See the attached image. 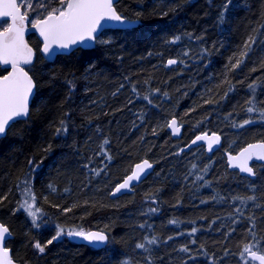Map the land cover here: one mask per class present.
Masks as SVG:
<instances>
[{
	"label": "trees",
	"instance_id": "obj_1",
	"mask_svg": "<svg viewBox=\"0 0 264 264\" xmlns=\"http://www.w3.org/2000/svg\"><path fill=\"white\" fill-rule=\"evenodd\" d=\"M224 2L118 0L117 12L136 27L105 30L91 48L53 61L28 35L34 55L25 68L36 84L30 114L0 137V221L11 232L6 246L14 261L245 264L246 244L264 254V163H252L250 178L229 169L225 157L264 142V0H231L221 20ZM249 106L256 111L247 112ZM172 117L183 127L178 139L166 129ZM62 120L67 130L57 134ZM244 120L252 122L240 127ZM212 131L222 138L215 152L203 145L182 150L195 134ZM144 158L154 162L151 173L111 198ZM25 201L40 209V227L21 207ZM58 226L62 233L100 229L109 240L101 249L66 235L48 244ZM37 242L47 245L43 253ZM185 246L189 251H180Z\"/></svg>",
	"mask_w": 264,
	"mask_h": 264
},
{
	"label": "snow or ice",
	"instance_id": "obj_2",
	"mask_svg": "<svg viewBox=\"0 0 264 264\" xmlns=\"http://www.w3.org/2000/svg\"><path fill=\"white\" fill-rule=\"evenodd\" d=\"M231 0H225L222 5V11L220 13V19L223 20L226 12L230 6ZM21 8L24 11H21ZM42 10V11H40ZM37 12L38 15L35 19H30V13ZM139 15V14H137ZM10 18L11 23L7 19ZM107 21H113L120 25H134L137 21L127 20L123 15L117 12L115 8V0H37L36 3L33 0H0V66H11V71L4 68L7 72L6 75H0V137L6 135L7 129L11 127L13 123H16L21 118H27L30 114V98L35 95L34 89L36 84L33 77L29 74V70H26L24 65H32L33 63V49L28 46L24 40L25 23H30L32 28H35L41 37H43V48L41 51L46 57H51L55 54L57 49L67 50L72 46L80 45L83 47H90V42L97 40V33L101 28L107 25ZM105 22V23H102ZM4 25H7L6 27ZM180 37H175L172 43L179 40ZM249 41L255 42L253 37H249ZM102 43H108V41H101ZM252 43L246 42L245 49H250ZM248 52L241 53L240 58L231 65L233 69L237 68L243 63V58L247 56ZM187 55V53H185ZM178 63L177 60L169 59L168 65ZM255 70V69H254ZM255 83V82H254ZM123 87V85L121 86ZM249 88L255 92L253 84L249 85ZM135 91V89H133ZM158 91V90H157ZM145 100L148 97H144ZM251 105L252 101H248ZM256 111L253 106L247 108V112L252 113ZM261 116L264 117V110H261ZM250 120H244L243 124L239 125L243 127L246 124L251 123ZM62 127L56 129V133L60 134L62 131H66L64 121H61ZM173 131V134L179 133L180 129L177 127V121L173 119L169 124ZM208 140V150L211 151L214 144H217L220 137L213 134L209 137L207 134L198 135L192 144H196L198 141ZM108 141L105 140L104 144ZM103 148V146H101ZM258 150V151H253ZM107 156V153H105ZM253 155L257 159L264 160V143L255 145H248L244 148L239 156L229 155V166H238L242 172L254 174L253 169L248 166V161L252 159ZM111 159V157H108ZM236 162V163H234ZM30 165L35 164L34 160H29ZM195 167V165H193ZM152 164L148 160H144L142 163L136 164L130 175L126 176L122 183H119L113 190V195L120 193L123 189H130L133 181H139L142 178V174H145L147 169H151ZM99 175V171L96 172ZM199 179H202L200 177ZM51 187V186H50ZM25 195H31V190L27 189ZM2 199V198H0ZM35 200V197L32 196ZM233 199H240L234 197ZM246 199L252 200L254 197H247ZM155 202V201H153ZM243 203V199H241ZM22 208L32 217L33 227H40L37 223V213L40 212L39 208L33 211V205L28 204L27 201L21 205ZM64 211H70L65 209ZM151 212H156V208L150 209ZM170 223H177V221H170ZM144 227V225H141ZM192 233L197 231L196 228H192ZM63 230L59 228L56 235L52 237L47 243L51 244L54 240H57L62 235ZM11 235L10 230L4 225L0 224V264H12L9 258V250L4 246L5 240ZM67 235L69 237H81L91 245L101 246L108 243V236L103 231L85 232L81 230H70ZM146 243L151 245L156 243L155 239H148ZM171 239V237L169 238ZM195 243V241H193ZM259 243V242H257ZM47 245H41L37 242L34 247L38 249L40 253L45 251ZM137 248L145 249L144 243H138ZM264 247V246H262ZM255 244H246L241 253L243 258L245 253L248 254L250 259L245 260V264H253L258 261L259 264H264V254H258ZM180 251L187 252L189 249L185 246ZM127 264V262H125Z\"/></svg>",
	"mask_w": 264,
	"mask_h": 264
},
{
	"label": "water",
	"instance_id": "obj_3",
	"mask_svg": "<svg viewBox=\"0 0 264 264\" xmlns=\"http://www.w3.org/2000/svg\"><path fill=\"white\" fill-rule=\"evenodd\" d=\"M117 2H118V0H115V4H116ZM21 11H22V10H21ZM22 12H23V11H22ZM125 18H126V17H125ZM5 19H7L9 23H11V19H10V18H5ZM126 19H127V20H131V21H136V20L129 19V18H126ZM102 23H105V22H102ZM106 23H107L108 26H106V27H104V28H101V29L99 30V32L97 33V37H99L100 34H101L103 31H105V30H113V29H131V28H134V27L137 26V23L134 24V25H131V26H129V25H120V24H117L116 22H113V21H107ZM24 27H25V34H24V40H25V42L28 44L29 47H31V46L29 45V43H28L27 37H28V35H30L31 33L35 34V35L37 36V38L39 39L40 43H41V46H40L39 52H40V54H41V55H42L47 61H53V60L55 59V57H56L57 55H59V54H69L70 52H72V51H73L74 49H76L77 47H81V48H85V49H86V48H91V47L95 44V42H90V47H83V46H80V45H75V46H72L70 49H67V50H60V49H57L56 52H55V54H54L53 56H51V57H46L45 54L41 51V49L43 48V37L40 36L39 32H38L35 28H32V27H31V24H30V23H25V26H24ZM31 48H32V47H31ZM24 66H25V65H24ZM1 67H2V68H5V67H6L8 71H11V66H10V65H9V66H1ZM6 74H7V72H5V73L2 74V75H6ZM35 91H36V89H34V92H35ZM33 97H34V96H33ZM33 97L30 98L29 108L31 107V103H32ZM23 119H25V118H21V119H19V120H23ZM173 119H175V120L177 121V127H179V129H180L179 133H177V134H175V135L173 134L172 129H171L170 127H168V124H169ZM166 129L168 130V132L170 133V135H171V137H172L173 139H178V138H180L181 135H182V131H183V127H182V125L178 122L177 118H175V117H172V118H170V119L168 120L167 125H166ZM203 134H207L209 137H212V135L215 134V135H217V136L220 137L219 142H218L217 144H214V145H213V148H212L211 151L208 150V140H201V141H198L196 144H192V141L195 140V137H196V136H198V135H203ZM221 142H222V138H221L220 134L217 133V132H213V131H212V132H199V133L195 134V135L189 140V142H188V143L182 148V150H189L190 148H193V147H196V146H199V145H203L204 148H205L206 153H207V154H211V153L215 152V151L221 146ZM259 143H264V142H263V141H254V142H250V143L244 145L243 147H241V148H240L238 151H236L235 153L225 152L226 162H227V165H228L229 169L237 170L241 175H244V176H248V177H250V178H253V177L255 176L254 170H253V173H254V174H249V173H247V172H242L238 166L230 167V166H229V159H228V157H229V155H232V156H239V154L241 153V151H242L244 148H247L248 145H255V144H259ZM253 151H258V150H253ZM144 160H148V162H149L150 164H152V168H151V169H147L146 172H145V174H142V178H141L139 181H133V182H132V187L135 186V185H137L138 183H140V182H141V181H142L147 175H149V174L151 173L152 169L154 168V162H151L149 159L144 158V159H141V160L137 161V162L132 166L131 170H130V171L124 176V178H123L119 183H122L123 180L126 178V176H128V175L131 174V172L133 171V169H134V167H135L136 164L142 163ZM253 162L264 163V160L257 159L256 156L253 155L252 159H250V160L248 161V166L251 167L252 169H253V167H252V163H253ZM234 163H236V162H234ZM119 183H117V184L112 188V190H111V192H110V194H109V196H110L111 198H115V197L120 196V195H122V194H124V193H129V192L132 191V187H131L130 189H123V190H121L120 193H117L116 195H113V194H112V193H113V190L116 188V186H117ZM0 224H3V223L0 221ZM5 226H6V225H5ZM6 227H7V226H6ZM7 228H8V227H7ZM96 231H102V230H100V229H90V230H87V231H85V232H96ZM103 232H104V231H103ZM10 233H11V232H10ZM104 233L108 236V234H107L106 232H104ZM10 237H11V235L5 240V242H4V246L9 250V258L11 259L12 264H20V263H18V262H16V261L13 260V258H12V256H11V249H10L9 247L6 246V243H7L8 239H9ZM66 237H67L69 240H71V241H73V242H75V243H78V244H85V245L91 246V247H93V248H95V249H101V248H103V247H105V246L107 245V244H105V245H101V246H95V245H91V244H89L87 241L83 240L81 237H69L68 235H66ZM258 254H262V253L258 251ZM246 257H247V259H250V257L248 256V254H246ZM255 263H256V264H259L258 261H256Z\"/></svg>",
	"mask_w": 264,
	"mask_h": 264
},
{
	"label": "rangeland",
	"instance_id": "obj_4",
	"mask_svg": "<svg viewBox=\"0 0 264 264\" xmlns=\"http://www.w3.org/2000/svg\"><path fill=\"white\" fill-rule=\"evenodd\" d=\"M33 2L36 3L37 0H33ZM23 10H24V9H23ZM32 19H35V17H32ZM4 26L6 27L7 25H4ZM67 233H68V232H64V233H62V235H61L60 237L65 236ZM60 237H59V238H60Z\"/></svg>",
	"mask_w": 264,
	"mask_h": 264
}]
</instances>
